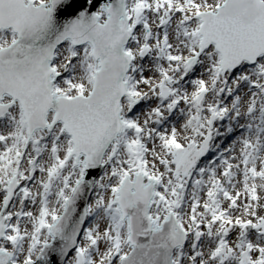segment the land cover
<instances>
[{
  "label": "snow or ice",
  "instance_id": "6c2138e0",
  "mask_svg": "<svg viewBox=\"0 0 264 264\" xmlns=\"http://www.w3.org/2000/svg\"><path fill=\"white\" fill-rule=\"evenodd\" d=\"M0 264H264V0H0Z\"/></svg>",
  "mask_w": 264,
  "mask_h": 264
}]
</instances>
